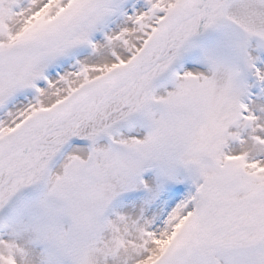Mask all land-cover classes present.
<instances>
[{"label":"snow or ice","instance_id":"1","mask_svg":"<svg viewBox=\"0 0 264 264\" xmlns=\"http://www.w3.org/2000/svg\"><path fill=\"white\" fill-rule=\"evenodd\" d=\"M0 264H264V0H0Z\"/></svg>","mask_w":264,"mask_h":264}]
</instances>
